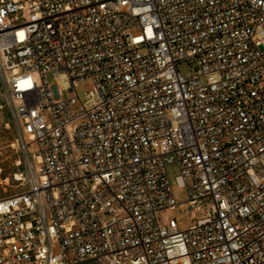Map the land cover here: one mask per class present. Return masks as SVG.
<instances>
[{"label":"built area","instance_id":"2783aa9c","mask_svg":"<svg viewBox=\"0 0 264 264\" xmlns=\"http://www.w3.org/2000/svg\"><path fill=\"white\" fill-rule=\"evenodd\" d=\"M0 80V264H264V0H0Z\"/></svg>","mask_w":264,"mask_h":264},{"label":"rangeland","instance_id":"374dc122","mask_svg":"<svg viewBox=\"0 0 264 264\" xmlns=\"http://www.w3.org/2000/svg\"><path fill=\"white\" fill-rule=\"evenodd\" d=\"M194 65L184 63L180 66V72L188 75L193 72ZM90 88V82L80 83L77 93L81 100H86V93ZM18 128L11 115V108L8 105L7 96L3 91L0 80V198L12 193L21 191L23 180L16 181V175L24 174L27 155L16 143ZM171 184L179 202L185 200V191L180 189L177 177L180 171L177 166L168 168ZM187 223V221H186Z\"/></svg>","mask_w":264,"mask_h":264},{"label":"bare ground","instance_id":"6f19581e","mask_svg":"<svg viewBox=\"0 0 264 264\" xmlns=\"http://www.w3.org/2000/svg\"><path fill=\"white\" fill-rule=\"evenodd\" d=\"M16 181H22L23 180V175H16V178H15Z\"/></svg>","mask_w":264,"mask_h":264}]
</instances>
